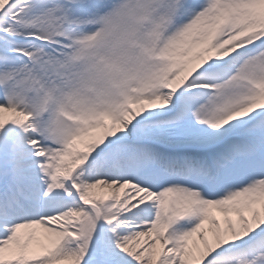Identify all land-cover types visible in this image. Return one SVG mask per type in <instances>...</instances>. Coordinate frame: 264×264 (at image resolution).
Listing matches in <instances>:
<instances>
[{
    "label": "snow or ice",
    "instance_id": "6c2138e0",
    "mask_svg": "<svg viewBox=\"0 0 264 264\" xmlns=\"http://www.w3.org/2000/svg\"><path fill=\"white\" fill-rule=\"evenodd\" d=\"M0 264H264V0H0Z\"/></svg>",
    "mask_w": 264,
    "mask_h": 264
}]
</instances>
